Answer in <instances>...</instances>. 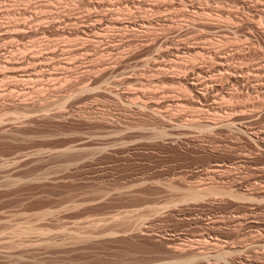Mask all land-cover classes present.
<instances>
[{"label": "rangeland", "instance_id": "374dc122", "mask_svg": "<svg viewBox=\"0 0 264 264\" xmlns=\"http://www.w3.org/2000/svg\"><path fill=\"white\" fill-rule=\"evenodd\" d=\"M262 1L0 0V264H264Z\"/></svg>", "mask_w": 264, "mask_h": 264}, {"label": "bare ground", "instance_id": "6f19581e", "mask_svg": "<svg viewBox=\"0 0 264 264\" xmlns=\"http://www.w3.org/2000/svg\"><path fill=\"white\" fill-rule=\"evenodd\" d=\"M108 1H109V0H108ZM121 1H122V0H121ZM141 1H142V0H141ZM181 1H182V0H181ZM256 1H257L256 4H257L259 1L261 2V0H256ZM104 2H106V1H104ZM139 2H140V1H139ZM174 2H175V1H174ZM230 2H232V1H230ZM235 2H236V1H235ZM253 2H254V1H253ZM262 2H264V0H263ZM171 3H172V2H171ZM185 3H186V2H185ZM160 4H161V3H160ZM164 4H165V3H164ZM246 4H248V3H246ZM259 4H260V3H259ZM259 4H258V5H259ZM174 5H175V4H174ZM258 5H257V6H258ZM261 5H262V4H260V6H261ZM95 6H96V5H95ZM139 6H140V5H139ZM257 6H256V7H257ZM159 7H160V6H159ZM159 7H158V8H159ZM256 7H255V8H256ZM139 8H140V7H139ZM249 8H250V7H249ZM259 9H260V8H259ZM250 10H251V9H250ZM189 11H190V10H189ZM259 11L263 14V13H264V8H261ZM180 12H181V11H180ZM195 12H196V11H195ZM258 15H259V14H258ZM235 17H236V16H235ZM78 18H79V17H78ZM260 19H261V18H260ZM118 21H119V20H118ZM232 21H233V20H232ZM114 22H115V21H114ZM262 22H263V21H262ZM258 23H259V22H258ZM118 24H119V23H118ZM230 24H231V23H230ZM232 24H233V23H232ZM20 25H21V24H20ZM201 25H202V24H201ZM207 25H208V24H207ZM209 25H210V24H209ZM116 26H117V25H116ZM126 26H127V25H126ZM206 27H207V26H206ZM222 27H223V26H222ZM254 27H255V26H254ZM118 28H119V27H118ZM195 29H196V28H195ZM120 30H121V29H120ZM229 30H230V29H229ZM263 30H264V29H263ZM218 31H219V30H218ZM226 31H227V30H226ZM227 32H228V31H227ZM95 33H96V32H95ZM201 33H202V32H201ZM222 33H223V32H222ZM246 38H247V35H246ZM248 38H249V37H248ZM248 38H247V39H248ZM248 40H249V39H248ZM238 42H239V41H238ZM215 44H216V43H215ZM217 45H218V44H217ZM219 51H220V50H219ZM220 53H221V52H220ZM214 56H215V55H214ZM222 76H223V75H222ZM184 80H185V79H184ZM188 81H189V80H188ZM188 83H189V82H188ZM193 84H194V83H193ZM191 91H192V89H191ZM199 93H200V92H199ZM198 97H199V96H198ZM204 97H205V96H204ZM191 104H192V103H191ZM194 104H196V103L194 102ZM194 104H193V105H194ZM150 107H151V106H150ZM155 108H156V106H155ZM195 109H196V108H195ZM156 111H157V110H156ZM230 120H231V119H230ZM226 124H227V123H226ZM231 125H232V124H231ZM226 126H228V125H226ZM229 126H230V125H229ZM229 126H228V127H229ZM220 167H221V166H220ZM223 188H224V187H223ZM214 189H215V188H212V189L206 190V192L210 193L211 195H215V196H216V195H221L222 193L225 194V196H226V195H228V196H232V194H233L231 191H227L226 189H222V187H221V190H220V188H217V189H215V190H214ZM218 189H219V190H218ZM216 190L219 191L220 193H221V192H222V193H221V194H218V192H216ZM224 190H225V191H224ZM204 192H205V191H204ZM231 193H232V194H231ZM200 194H201V193H200ZM195 195H196V194H195ZM195 195H194V196H195ZM191 196H192V195H191ZM194 196H192V197H194ZM204 196H205V195H203V194L200 195V196H197V199H201L202 197L204 198ZM208 196H210V195H208ZM195 197H196V196H195ZM193 199L195 200V198H193ZM196 201H197V200H196ZM168 249H169V248H168ZM176 252H177V251H176ZM178 252H179V251H178ZM225 253H226V252H225ZM225 253H224V252H220V253L218 254V256H219V257H221L222 255L224 256ZM223 256H222V257H223Z\"/></svg>", "mask_w": 264, "mask_h": 264}]
</instances>
